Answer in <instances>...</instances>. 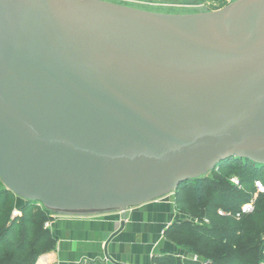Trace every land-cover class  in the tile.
<instances>
[{"label":"water","instance_id":"1","mask_svg":"<svg viewBox=\"0 0 264 264\" xmlns=\"http://www.w3.org/2000/svg\"><path fill=\"white\" fill-rule=\"evenodd\" d=\"M231 158L264 166V0H0V181L20 203L125 213Z\"/></svg>","mask_w":264,"mask_h":264},{"label":"trees","instance_id":"2","mask_svg":"<svg viewBox=\"0 0 264 264\" xmlns=\"http://www.w3.org/2000/svg\"><path fill=\"white\" fill-rule=\"evenodd\" d=\"M230 177H236L242 187H233ZM256 180L264 185L263 165L231 158L207 175L177 187L173 192L176 207L183 211L192 200L197 213L188 215L199 221L177 219L164 232L175 246L197 257L184 260L183 264H264V192L258 195L252 212L242 214L240 209L250 201L249 190L255 188ZM206 185L210 187L208 191H196L198 186ZM185 190L187 200L180 195ZM16 200L4 186L0 189V264H36L54 246L49 229L44 228L52 218L51 211L38 203L24 201L19 207L20 216L13 218ZM153 264H176V261L165 255L154 258Z\"/></svg>","mask_w":264,"mask_h":264},{"label":"crops","instance_id":"3","mask_svg":"<svg viewBox=\"0 0 264 264\" xmlns=\"http://www.w3.org/2000/svg\"><path fill=\"white\" fill-rule=\"evenodd\" d=\"M177 212L170 193L125 213H58L48 226L53 249L36 264H153L154 258L165 255L174 257L176 264L196 260L164 236Z\"/></svg>","mask_w":264,"mask_h":264},{"label":"rangeland","instance_id":"4","mask_svg":"<svg viewBox=\"0 0 264 264\" xmlns=\"http://www.w3.org/2000/svg\"><path fill=\"white\" fill-rule=\"evenodd\" d=\"M99 1L107 2V3H111V4H115V5H120L123 7L135 9V10L155 13V14L196 15L199 13H208V12H213V11L219 10V9H221V8L231 4V3H234L238 0H225V1H220L217 3L216 2L210 3V2L203 1V0H99ZM232 178H236V177H230L229 178L230 184L233 187L240 189L242 187V185L239 182V180L236 178L238 180V185H235L231 181ZM256 181H259V180H256ZM255 182H254L255 188H253L252 190H249V193L251 195V199L248 202V203L252 202L253 209H254V202L256 201L258 195L263 194V192H264V185L262 184V182L259 181L262 184V191H260L255 186ZM2 187H3V184L0 182V189ZM209 188L210 187L208 185L201 186V187L198 186L196 191L197 192H200L203 190L208 191ZM182 193H183V195L180 194L181 197L183 198V196H184L185 199L186 198L188 199V196H185V195H187V191L185 190ZM173 195H174V193H173ZM177 195H179V194H177ZM248 203H246V204H248ZM21 205H22V203H20V201L17 199L15 202V208L12 212L13 218L16 216H20L19 207H21ZM244 205H242L240 209H242V207ZM186 206H187V209H184L183 211L181 210V208H177V210H178L177 219H186V220H189L191 222H197L198 223L199 222L198 219L192 218L190 215H188V214L193 215V214L197 213L196 204L191 200L190 203L189 202H188V204L186 203ZM253 209L251 210V212L253 211ZM56 214H58V213H54L51 211V214L49 217H52L53 215H56ZM46 223L49 224V222H46ZM44 228H46L45 224H44ZM34 235H36V234H34ZM194 257L197 259L196 256H194Z\"/></svg>","mask_w":264,"mask_h":264},{"label":"built area","instance_id":"5","mask_svg":"<svg viewBox=\"0 0 264 264\" xmlns=\"http://www.w3.org/2000/svg\"><path fill=\"white\" fill-rule=\"evenodd\" d=\"M231 181L235 184V185H238V180L236 178H232ZM255 186L260 190L262 191V184L261 182L259 181H256L255 182ZM253 209V206H252V202L248 203V204H245L242 209H241V213L242 214H247L249 212H251V210ZM219 214H223L222 212H219ZM49 224L48 223H45V227L48 228Z\"/></svg>","mask_w":264,"mask_h":264}]
</instances>
